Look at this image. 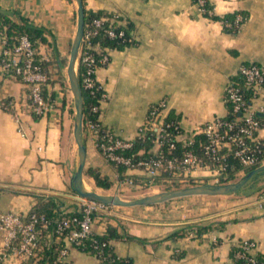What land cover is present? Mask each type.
I'll return each instance as SVG.
<instances>
[{
    "label": "crops",
    "instance_id": "0c3cea01",
    "mask_svg": "<svg viewBox=\"0 0 264 264\" xmlns=\"http://www.w3.org/2000/svg\"><path fill=\"white\" fill-rule=\"evenodd\" d=\"M208 1L215 15L245 14L236 32L225 30L221 19L205 15L192 0H85L87 8L120 14L121 22L131 23L135 39L123 48L108 49L109 60L94 73L104 91L98 118L116 135L136 137L149 106L162 99L164 114L176 117L182 136L188 135L227 112L224 88L240 63L264 65V0ZM0 9L20 11L49 29L57 42L76 31L75 0H0ZM25 88L0 66V94L20 101L16 116L0 110V214L27 212L35 201L32 192L56 194L62 209L72 210L78 199L71 181L78 151L71 94L56 92L48 110L38 115L25 106ZM258 135L264 136V125ZM83 138L84 169L96 167L112 180L104 188L83 172L84 187L88 180L99 193L118 194L114 189L121 178L115 165L104 159L84 130ZM124 173L134 177L145 171L132 167ZM211 174L206 169L192 172L197 182L205 180L196 177ZM260 184L248 191L176 197L180 199L164 201L165 207L115 206L112 214L93 215L92 230L103 233L111 225L120 233L110 243L125 262L115 264H235L230 250L239 239L253 240V253L264 252ZM209 224L211 228L196 231ZM68 259L71 264H102L94 253L75 246L69 248ZM2 264L19 261L10 255Z\"/></svg>",
    "mask_w": 264,
    "mask_h": 264
},
{
    "label": "built area",
    "instance_id": "2783aa9c",
    "mask_svg": "<svg viewBox=\"0 0 264 264\" xmlns=\"http://www.w3.org/2000/svg\"><path fill=\"white\" fill-rule=\"evenodd\" d=\"M203 10L205 0L197 2ZM211 12V10H208ZM104 18H94L93 24L100 26ZM241 15H236L234 21H224L228 27H239ZM93 29H83V36L76 60V72L78 62L84 68L81 71V82L85 87H91L95 81V68L98 64H104L109 60L108 48L99 43L91 42ZM110 36L122 35L112 28L107 29ZM0 66L3 72L13 71L19 75L28 89L25 94V106L28 111L42 115L50 107L41 94V83L46 79L40 63L35 61L38 50L32 45L26 34L15 38L13 44H9L5 33L0 31ZM83 42V47L81 48ZM97 51L96 56L93 50ZM40 53V52H39ZM41 58L48 59L41 55ZM104 94L102 93V98ZM224 99L230 104L229 113L217 115L209 121L195 127L188 135L182 136L179 122L164 121L165 100L153 103L148 108L146 121L140 125L138 135H144L147 130L155 131L154 147L157 152L155 157L149 160L133 162L131 157L125 156L119 150L130 147L131 139H124L116 135L100 120L89 121L85 133L94 143L95 148L108 162L122 163L128 168L138 167L150 174H158L160 170L178 172L179 180L194 177L192 172L196 169H206L213 174L224 171L227 167L233 169L229 158H234L243 166H253L264 162V136L258 135V130L264 125V65L256 61H246L239 64L237 71L229 77L224 88ZM20 101L10 95L0 94V110L17 114V106ZM94 106L93 110H97ZM16 116V115H15ZM173 127L174 133L170 134L168 128ZM202 133L204 140L200 143V152L187 149L182 155L168 156L160 148L167 136H173L169 140L167 150L174 147V139L181 140L188 145L193 142L194 135ZM132 183V177L122 179ZM195 181V177H194ZM192 185V184H191ZM79 215L61 216L53 220L44 214L6 211L0 214V264L10 255L19 261V264H37V249L42 245L46 247L55 244L57 255L52 264H71L68 259L71 246L83 249L86 239L92 235L93 214L102 212L112 214L113 204H107L95 199L78 198L75 206ZM52 225V229H50ZM43 239V244H40ZM106 241L92 239L89 245L94 249V254L101 261L107 257L104 252ZM41 245V246H40ZM255 242L244 239L242 250L236 252V256L244 257L243 264L255 262L252 249ZM259 264H262L259 263Z\"/></svg>",
    "mask_w": 264,
    "mask_h": 264
},
{
    "label": "trees",
    "instance_id": "16d2710c",
    "mask_svg": "<svg viewBox=\"0 0 264 264\" xmlns=\"http://www.w3.org/2000/svg\"><path fill=\"white\" fill-rule=\"evenodd\" d=\"M193 2H198V0H192ZM84 5V31L91 27L93 29V33L91 34V42L95 45L99 43L102 47L110 48H123L127 45L135 43V39L131 33L132 27L130 22H121L123 21V17L113 11H107L104 9H97L92 10L85 6V0H82ZM211 10L209 12L208 10ZM203 13L213 18H219L223 22V27L227 31L236 32L239 27H228L224 25V21H234L237 15V11L224 14L222 16H218L212 13V5L208 0H205V4L203 7ZM245 16L244 13H242ZM243 16L242 20L243 21ZM103 17V23L100 26H95L93 24L94 18ZM112 28L116 33L119 30H122V35H114L110 36L107 33V29ZM0 31L5 33L7 42L11 45L15 42V38L21 34H26L32 45L38 50V53L35 55V61L40 63L42 71L46 75V79L41 83V94L43 98L51 102L55 97L56 91L53 88L54 84L58 83L63 85L66 80V75L64 73V68L67 65L68 56L61 52L58 47L56 38L51 33L49 29H47L43 25H39L34 23L29 17L26 15L21 14L20 11H4L0 9ZM45 43L50 50L48 59L41 58V53H39V48L41 44ZM83 47V42L81 48ZM93 50V49H92ZM94 54L98 56L97 51L93 50ZM99 65V64H98ZM84 66L82 63L78 62L77 65V75L78 80L80 83L81 91H82V99H83V130L86 131L87 123L89 121L99 120V108L97 110H93L94 106L99 107V102L102 99L103 88L101 84L95 79L94 84L91 87H85L81 82V71L83 70ZM7 76L15 80H22L21 77L15 74L13 71L4 72ZM27 92L28 89L25 88ZM227 103V112L229 113L230 104ZM37 118V115H33ZM164 121H174L178 122L176 117L170 116L169 113H166L164 116ZM170 134L174 133V128H168ZM154 138H155V131L154 130H147L145 131L144 135H137L133 139H131V146L119 150L125 156L131 157L134 163L138 160H149L152 157H155L157 152L153 149L154 147ZM168 139H165L161 145V149L163 153L168 156L182 155L183 152L187 149H193L196 152H200V143L204 140V135L202 133H198L194 135L193 142L185 145L181 140L174 139V147L168 151L167 144L169 140H173V136H167ZM230 164H233L234 167L231 169L227 167L224 171L219 173V181L220 182H227L230 179L235 177V174L239 170H243L245 173L248 172L250 169L260 165L258 163L253 166L243 167L241 166L237 160L234 158H229ZM119 177L123 179L126 176H130L125 174V170L128 168L127 165L122 163L115 164ZM165 173L167 171H164ZM84 173L90 175L97 186H101L104 188H109L112 185V180L106 175L100 172V170L96 167L87 166L84 169ZM244 173V174H245ZM264 173V170L255 173L249 180L254 179L257 175ZM194 182V178L190 177ZM248 182V181H247ZM246 182V183H247ZM264 188V183L261 185ZM258 188V187H257ZM238 191V190H236ZM35 197V201L28 210V213H37V214H44L48 219H55L61 216H72L73 214L79 215V211H77L74 207L72 210H63L62 209V201L60 200L59 196L56 194H45L41 192H32ZM168 201V200H166ZM165 201V202H166ZM94 215V214H93ZM211 224L209 225H200L196 231L201 232L211 228ZM52 225L50 229H52ZM120 233L114 226L108 225L106 230L103 233H97L92 231V235L90 238L86 239L85 247H82L84 250H88L94 253V249L89 245L92 239H97L98 241H106L108 242L105 245L104 252L106 253L107 257L102 259L100 262L102 264H115V263H123L125 262L124 259L117 256L114 252L113 246L110 243L111 238L120 237ZM244 239H239L236 243H234L230 250V255L235 261V264H243L245 262L244 257L236 256V252L242 250V243ZM40 244H43V239H41ZM41 246V245H40ZM38 260L37 264H52L53 260L57 255V249L55 244H52L48 247L42 245L41 248L37 249ZM255 262L253 264H259L262 262L264 264V252H255L254 253Z\"/></svg>",
    "mask_w": 264,
    "mask_h": 264
},
{
    "label": "water",
    "instance_id": "95a60500",
    "mask_svg": "<svg viewBox=\"0 0 264 264\" xmlns=\"http://www.w3.org/2000/svg\"><path fill=\"white\" fill-rule=\"evenodd\" d=\"M77 3V24L76 31L70 46V52L66 65V74L69 81V88L73 95L75 107L73 135L77 144L78 164L72 176V186L77 198H90L113 205H146L164 202L172 198L186 195H214L226 194L239 190L257 172L264 170V163L250 169L239 179L220 183H196L187 186L172 188L166 191L150 193L134 199H124L118 194L99 193L94 189H87L82 183V175L86 160V145L83 138V99L78 75L76 72V60L81 44L84 28V5L82 0H75Z\"/></svg>",
    "mask_w": 264,
    "mask_h": 264
},
{
    "label": "rangeland",
    "instance_id": "374dc122",
    "mask_svg": "<svg viewBox=\"0 0 264 264\" xmlns=\"http://www.w3.org/2000/svg\"><path fill=\"white\" fill-rule=\"evenodd\" d=\"M72 38L73 36L70 37L68 40H65V41L59 40V42H57V44L59 45L58 47L61 50V52L67 56H69ZM39 52L41 53V55L47 56L48 58L50 50H49V47L45 43H43L41 44L39 48ZM64 73L66 75L65 83L63 85L56 83L54 84L53 88L59 94L62 91L63 92L67 91L69 94H71V97L73 100V95L69 88V81H68L67 74H66V67L64 68ZM244 173L245 172L243 170H239L236 172L235 177L228 181L237 180L242 175H244ZM218 175L219 173L211 174L207 177L199 176V177H196V179H203L205 180V182H197V181L193 182L191 181L192 180L191 178H187L186 180H179L180 175L178 174V172L167 171L165 173L164 170H160V172L155 175L145 172L144 174H141L139 176L132 177V180H133L132 183L123 181L122 179H118V187L114 189V192L116 193L118 192V195L124 199H134V198H138L143 195H146V194L162 192V191H166L172 188L187 186V185L196 184V183H210V184L220 183ZM263 183H264V173H261L257 175L254 179L248 180V182L239 190L248 191V190L254 189L259 184L263 185ZM84 184L87 189H94L93 185H91L88 182V180H85ZM175 199H180V198H175ZM170 201L171 200H169V202H166V203H170ZM164 203L165 202H158L154 205H156L157 207L159 206L165 207L167 204L165 203L166 204L165 205ZM115 206H123V205H113V207Z\"/></svg>",
    "mask_w": 264,
    "mask_h": 264
},
{
    "label": "bare ground",
    "instance_id": "6f19581e",
    "mask_svg": "<svg viewBox=\"0 0 264 264\" xmlns=\"http://www.w3.org/2000/svg\"><path fill=\"white\" fill-rule=\"evenodd\" d=\"M86 187V186H85Z\"/></svg>",
    "mask_w": 264,
    "mask_h": 264
}]
</instances>
